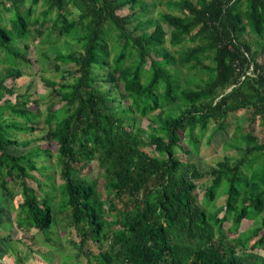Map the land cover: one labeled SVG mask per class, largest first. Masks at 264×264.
<instances>
[{"label": "trees", "instance_id": "trees-1", "mask_svg": "<svg viewBox=\"0 0 264 264\" xmlns=\"http://www.w3.org/2000/svg\"><path fill=\"white\" fill-rule=\"evenodd\" d=\"M168 4L176 13L162 15L170 33L159 22L147 30L145 0H0V62L8 64L0 71V99L14 93L7 80L32 63L29 40L43 45L58 34L82 48L56 52L60 78H43L52 97L46 113L0 106V191L13 201L20 195L18 226L48 241L55 217L66 214L76 248L101 245L98 254L85 253L96 264H264L254 252L264 246V141L237 127V144L229 146L242 155L233 162L202 171L190 159L212 126L226 130L231 114L250 110L251 124L264 127V0ZM167 42L191 45L176 55ZM181 68L205 79L195 90L181 89ZM156 111L150 130L137 126L135 114ZM38 130L56 143L60 183L43 175L47 165L38 166L51 157L49 148L9 151L19 146L18 133ZM96 165L105 199L100 179L89 176ZM246 220L253 224L242 231Z\"/></svg>", "mask_w": 264, "mask_h": 264}, {"label": "rangeland", "instance_id": "rangeland-1", "mask_svg": "<svg viewBox=\"0 0 264 264\" xmlns=\"http://www.w3.org/2000/svg\"><path fill=\"white\" fill-rule=\"evenodd\" d=\"M150 4L148 14L145 16L144 21L149 20L148 29L152 30L155 27V23L159 22L163 29L167 32H171L170 25L162 19L163 14L175 13L168 0H145ZM162 1V2H160ZM72 8V7H71ZM129 11H125L128 13ZM75 18L77 15L75 14ZM132 27V26H131ZM141 32V31H140ZM248 32L245 34V38L254 40ZM253 37V38H252ZM30 49L27 51L28 56L31 59V64H23L21 66L22 76L16 79L7 80V86L14 90V93H8L4 98L0 99V106H15L21 109H34L41 110L43 113L47 112V108L52 101L50 89L44 84L43 78H51L58 80L60 78V71L56 69L57 61L55 60L56 52L69 53L72 51H80L81 44L76 40L59 36L54 34L51 37V43H45L41 45L39 41L29 40ZM191 44L187 43L178 47H171L167 42L165 46L170 47V50L177 55L178 51L184 50ZM20 49H24L23 44L19 45ZM178 50V51H177ZM42 52H47L46 56ZM260 61H263L262 56L259 57ZM8 67L5 62H0V71ZM62 71L70 69V65H61ZM180 75L181 89H197L202 79L205 77L201 73L190 71L187 68H181L178 71ZM104 89L110 90L113 87L112 95L119 97V91L113 85H110L104 81L101 82ZM28 99V101H27ZM115 104V103H113ZM127 103L123 101V106L127 107ZM25 106V107H23ZM159 111L151 114L149 117L142 118L140 115L135 114L137 120V126L145 130H150L149 126L154 124ZM7 118H12L9 110L5 112ZM250 110L241 111L240 113L231 114L228 123L226 124V130L220 133L215 132V126H212L201 141L200 151L198 154L191 153L190 159L195 163L202 171H207L217 166L219 162L231 160L232 162L242 155L241 151L232 149L229 145L237 144L233 140L232 135L237 127H242L246 132L255 131L260 141H264V127L261 124H251L250 122ZM19 121H22L19 119ZM43 125V124H42ZM148 135V134H147ZM145 135V136H147ZM43 133L36 131L34 133H18L16 139L20 142L19 146H9V151L14 154H23L33 148H49L51 157L45 160L43 158L38 160V166L47 165L48 168L43 172V175L55 176L57 183H60L59 174L61 167L56 164V143H48L46 140L41 139ZM29 142V146H25V143ZM243 146V144H238ZM102 171L98 169L96 165L95 169L89 173L90 178L100 179ZM37 179H41V176L33 173ZM202 185L209 184V178L202 180ZM11 189L13 194H20V186L18 183H11ZM99 191L103 199L106 197V191L104 188V181H99ZM227 196H222L217 201V206H223L226 204ZM20 195L13 201L10 197L6 196L3 190L0 191V210L2 217V224L0 225V264H96L95 261H91L85 253L92 251L94 255L100 252V244L94 242H88L83 251L74 246V241L78 242L77 232L71 228L68 223L67 215L61 214L56 218V222L51 229V241L45 239V236L35 229L26 230L18 226L22 219L21 209L19 207ZM60 200L57 198V201ZM253 222L246 220L241 225V230L245 231L252 226ZM228 226V224L226 225ZM230 226V225H229ZM10 235L8 239L4 238ZM235 236V235H232ZM10 246H13L15 251L10 253ZM107 245L103 246L102 250H106ZM256 254L264 258V246L260 249L254 250Z\"/></svg>", "mask_w": 264, "mask_h": 264}]
</instances>
